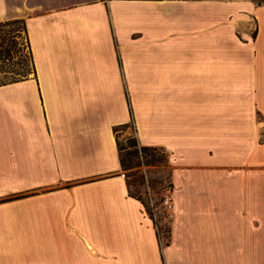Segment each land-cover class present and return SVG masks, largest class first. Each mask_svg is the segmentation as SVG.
<instances>
[{"label":"crops","instance_id":"1","mask_svg":"<svg viewBox=\"0 0 264 264\" xmlns=\"http://www.w3.org/2000/svg\"><path fill=\"white\" fill-rule=\"evenodd\" d=\"M33 74L0 84V264L264 260V2L0 0ZM165 149L169 239L114 128Z\"/></svg>","mask_w":264,"mask_h":264},{"label":"rangeland","instance_id":"2","mask_svg":"<svg viewBox=\"0 0 264 264\" xmlns=\"http://www.w3.org/2000/svg\"><path fill=\"white\" fill-rule=\"evenodd\" d=\"M0 19V44L9 48L8 58L0 59V81L20 78L33 74V64L25 34V20ZM117 141L125 147L126 154L131 146L136 148L137 156H125L131 160L128 169H122L127 177L129 192L143 201L146 211L155 219L160 238L165 243L169 231L170 216L161 205V200L168 187H171L170 169L166 152L163 148L143 146L137 142L133 124L119 127ZM142 147L153 149L142 150ZM169 239V238H168ZM259 264H264L261 260Z\"/></svg>","mask_w":264,"mask_h":264},{"label":"trees","instance_id":"3","mask_svg":"<svg viewBox=\"0 0 264 264\" xmlns=\"http://www.w3.org/2000/svg\"><path fill=\"white\" fill-rule=\"evenodd\" d=\"M264 2V0H258V3H262ZM19 21V19H14L13 22H17ZM26 31V30H25ZM9 48H3L0 44V59L1 58H8L9 56ZM17 78H11V79H8V80H4V81H0V84H5V83H8V82H11V81H14L16 80ZM130 123H126V124H122V125H118L114 128L115 132L117 131V129L121 126L123 127H126V126H129ZM117 144H118V151H119V157H120V163H121V168L122 169H128L130 166V162L131 160H127L125 156H134L136 157L137 156V151H136V148H134V150H132L131 146L135 145V144H132L129 146V150L128 152L125 154L124 151H125V147L121 146L119 144V142L117 141ZM146 149H153L151 147H142V150H146ZM126 177V175H125ZM126 180H127V177H126ZM128 184V182H127ZM129 186V185H128ZM169 231H167L168 233ZM168 237L169 235L167 234V240L165 241V244L168 243Z\"/></svg>","mask_w":264,"mask_h":264},{"label":"built area","instance_id":"4","mask_svg":"<svg viewBox=\"0 0 264 264\" xmlns=\"http://www.w3.org/2000/svg\"><path fill=\"white\" fill-rule=\"evenodd\" d=\"M172 189H173L172 185H171V187H168L166 189V191H165V194L163 195L162 200H161V205L163 206L164 210L168 212V214H170V212L172 211V208H173V202H172V198H171ZM153 221H154V223L156 225L157 233H158V235L160 237L159 229L157 227V223H156L154 218H153Z\"/></svg>","mask_w":264,"mask_h":264}]
</instances>
